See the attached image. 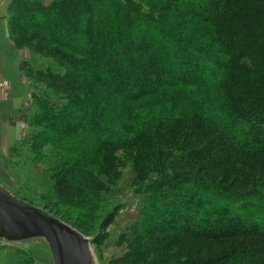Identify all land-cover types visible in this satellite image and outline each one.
Instances as JSON below:
<instances>
[{
	"label": "trees",
	"instance_id": "obj_1",
	"mask_svg": "<svg viewBox=\"0 0 264 264\" xmlns=\"http://www.w3.org/2000/svg\"><path fill=\"white\" fill-rule=\"evenodd\" d=\"M151 1L177 7L156 14L138 0H14L11 34L19 21L22 32L43 30L48 43L81 58L50 73L81 88L66 103L40 99L35 121L48 120L67 135L105 94L138 101L169 86L216 83L221 115L196 107L150 141L140 170L155 177L145 185L131 236L122 235L128 250L120 261L140 264L193 237L225 245L171 264H264V219L248 201L264 183V0ZM199 29L206 30L195 35ZM53 133L37 143L57 140ZM115 149L105 140L92 165L77 159L60 168L57 197L81 206L101 198L117 178L102 158Z\"/></svg>",
	"mask_w": 264,
	"mask_h": 264
},
{
	"label": "rangeland",
	"instance_id": "obj_2",
	"mask_svg": "<svg viewBox=\"0 0 264 264\" xmlns=\"http://www.w3.org/2000/svg\"><path fill=\"white\" fill-rule=\"evenodd\" d=\"M138 1L144 10L156 14L177 7L175 4L156 7L151 0ZM16 26L12 39L18 48L26 49V55L19 60L15 79L11 77V80L4 71L0 73V186L76 232L90 248L91 264H123L120 258L127 252L128 244L122 235L131 236L130 227L145 205V185L155 177L153 172L144 174L147 170H140L147 165L150 141L196 107L221 115L223 109L217 85L209 82L203 86H169L138 101L108 93L99 98V105L84 118L78 130L62 135L55 132L54 123L48 120L38 123L35 115L41 112L40 99L49 96L66 103L70 93L81 88L74 86L73 89L50 74L51 71L64 72L63 67L76 65L81 58L72 57L65 49L48 43L43 30L22 32L19 21ZM204 30H196L195 35ZM15 90L23 101L21 106L9 109L11 96L17 94ZM10 114L13 115L9 117ZM7 118L10 127L15 125L19 132L12 145L2 143L1 136L8 135ZM49 131L59 134L58 139L44 145L37 143L39 135ZM105 140L116 143L111 158L110 154L107 159L101 157L117 174L110 190L103 191L101 198L90 197L85 206L61 201L54 187L55 174L77 159L92 165L99 160L100 154L95 151ZM248 201L264 219V183L259 194L249 197ZM113 211V222L104 229L106 218ZM18 231L19 236L11 232L0 234V249H15L21 264H37L39 257L53 264L48 241L40 232L36 236H23L25 231ZM11 236H21L23 240H13ZM223 245L222 241L206 243L186 237L162 256H152L140 264H171L189 255L207 254Z\"/></svg>",
	"mask_w": 264,
	"mask_h": 264
},
{
	"label": "water",
	"instance_id": "obj_3",
	"mask_svg": "<svg viewBox=\"0 0 264 264\" xmlns=\"http://www.w3.org/2000/svg\"><path fill=\"white\" fill-rule=\"evenodd\" d=\"M17 230L25 231L23 236L40 232L48 241L54 264H91L90 248L76 232L0 186V234L11 232L19 236ZM17 236L11 238L23 240Z\"/></svg>",
	"mask_w": 264,
	"mask_h": 264
},
{
	"label": "crops",
	"instance_id": "obj_4",
	"mask_svg": "<svg viewBox=\"0 0 264 264\" xmlns=\"http://www.w3.org/2000/svg\"><path fill=\"white\" fill-rule=\"evenodd\" d=\"M39 1L43 2L44 4H50L55 0ZM13 2L14 0H0V69H2V72L0 73L3 74L4 71V73L10 75V79L11 77L12 79H15L14 76L19 73V60L24 58L23 56L26 55V49L17 47L16 43L12 39L10 31V15ZM12 83H15L17 85L16 81H12ZM17 90H19V88ZM17 90H15L17 94L11 96L9 109L21 106L20 103H22L23 100L20 98L19 92ZM11 115L13 114H10L9 117ZM8 118L6 119L8 124L6 130L8 131V135H4L1 137L3 140L2 143H5L6 145L8 143H11L12 145L18 130H16V127H14V121L11 122L14 123V126L10 127ZM15 121L17 120L15 119ZM4 124L6 123L4 122ZM47 262L48 261H46L45 259H41V257L37 259V264H48ZM0 264H21L18 252L15 249H9L7 247L1 248Z\"/></svg>",
	"mask_w": 264,
	"mask_h": 264
}]
</instances>
